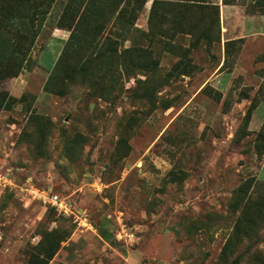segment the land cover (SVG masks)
Segmentation results:
<instances>
[{
	"label": "rangeland",
	"instance_id": "374dc122",
	"mask_svg": "<svg viewBox=\"0 0 264 264\" xmlns=\"http://www.w3.org/2000/svg\"><path fill=\"white\" fill-rule=\"evenodd\" d=\"M39 1L26 7L30 60L0 81L21 99L0 110V264H40L48 238L47 264H264V15L210 0L219 28L192 48L183 22L143 34L147 0L117 49L71 44L55 74L39 57L70 36L57 24L66 0L44 17ZM2 41L0 57L22 58L15 37Z\"/></svg>",
	"mask_w": 264,
	"mask_h": 264
},
{
	"label": "trees",
	"instance_id": "16d2710c",
	"mask_svg": "<svg viewBox=\"0 0 264 264\" xmlns=\"http://www.w3.org/2000/svg\"><path fill=\"white\" fill-rule=\"evenodd\" d=\"M34 0H0V20L3 27H14V33L0 34V47H4L2 39L8 40L15 37L20 46L26 47L22 58L14 61L7 56L6 59L0 57V81L16 77L24 68V63L28 62L27 51L32 45V39L28 36L29 24L33 25L37 13L28 14L26 7ZM55 0H40L37 8L42 7L39 11L46 16ZM151 6L148 14L147 38L152 39L156 27L162 22H171L173 24L183 22L188 29L187 34L195 37L191 47L195 48L202 40L210 41L213 39V31L219 28V6L210 0H151ZM147 0H66L62 13L58 19L59 28H66L70 31V36L62 48L54 66L53 73L61 72L64 64L68 62V49L71 44L77 48H82L89 55L93 53L91 49L98 47L117 49L120 42L126 40V35L130 27L134 26L139 13L143 10ZM223 5L242 4L246 13L264 15V0H249L247 3H240L239 0H222ZM26 12V13H25ZM25 13V14H24ZM13 19V21H12ZM33 38L36 33L32 34ZM113 37V38H112ZM30 38V39H28ZM173 38V37H171ZM236 41H229L226 46L233 45ZM213 42V41H212ZM1 56V55H0ZM84 67L79 69L82 71ZM74 70V69H73ZM72 70V71H73ZM21 100V99H19ZM19 100L10 97L5 92H0V110L10 109ZM256 108L254 101L249 106L244 123L248 124L252 111ZM261 144L258 147V153L264 155V124L259 133ZM264 182V180H263ZM239 218L240 224L246 217ZM47 245L44 247L45 259L40 260L38 257H32L31 260L40 264H47L56 252L58 243L48 238ZM34 258V259H33ZM40 260V261H39Z\"/></svg>",
	"mask_w": 264,
	"mask_h": 264
},
{
	"label": "built area",
	"instance_id": "2783aa9c",
	"mask_svg": "<svg viewBox=\"0 0 264 264\" xmlns=\"http://www.w3.org/2000/svg\"><path fill=\"white\" fill-rule=\"evenodd\" d=\"M4 177L5 176H2L0 178L1 182H4V180H6ZM28 192L35 200H39L43 202L44 204L50 205L59 214L67 215L69 213L68 206L65 203L64 199H62L61 197H59L57 194L53 193L52 191L47 190V189L39 190V189L34 188L33 186H29Z\"/></svg>",
	"mask_w": 264,
	"mask_h": 264
},
{
	"label": "crops",
	"instance_id": "0c3cea01",
	"mask_svg": "<svg viewBox=\"0 0 264 264\" xmlns=\"http://www.w3.org/2000/svg\"><path fill=\"white\" fill-rule=\"evenodd\" d=\"M224 7H225V9H223V6H222L221 10H222V12L225 11L226 13L228 12V11H226V10H228L226 8L227 7L231 8V6H226V5H224ZM61 40H62V37L60 35L53 37L51 39V41L49 40L50 42L47 44V47L49 45H53V46L51 47L52 49H49V50L48 49L46 50V48H47L46 47L45 50L41 53L39 58H40V62L42 65H44L46 67V65L48 66L47 63H49V65H51V67H53V65L55 64V62H56V60H57V58H58V56L62 50L63 41H61ZM54 45L57 46V49L54 48ZM46 51L48 53H46Z\"/></svg>",
	"mask_w": 264,
	"mask_h": 264
}]
</instances>
